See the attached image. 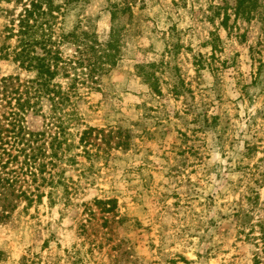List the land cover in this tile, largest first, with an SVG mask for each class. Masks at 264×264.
I'll list each match as a JSON object with an SVG mask.
<instances>
[{
    "label": "rangeland",
    "instance_id": "374dc122",
    "mask_svg": "<svg viewBox=\"0 0 264 264\" xmlns=\"http://www.w3.org/2000/svg\"><path fill=\"white\" fill-rule=\"evenodd\" d=\"M26 1L0 0V48L16 45L6 26ZM55 2L57 32L79 35L63 40L65 55L95 45L85 65L98 60L80 83L75 144L93 126L113 148L89 161L78 146V161H57L68 190L52 203L45 186L42 203L21 201L0 222V264H264L247 235L264 220V0L251 21L236 18L235 0ZM11 59L0 72L32 76ZM27 119L42 129V117ZM22 160L4 156L0 170Z\"/></svg>",
    "mask_w": 264,
    "mask_h": 264
},
{
    "label": "trees",
    "instance_id": "16d2710c",
    "mask_svg": "<svg viewBox=\"0 0 264 264\" xmlns=\"http://www.w3.org/2000/svg\"><path fill=\"white\" fill-rule=\"evenodd\" d=\"M235 1L236 18L243 17L246 21H251L257 12L258 0ZM26 2L28 3L24 4L17 17H13L6 26L7 39H15L16 45L8 44L0 48V60L12 58L21 69L32 74L24 79L19 74L0 72V158L7 156L8 164L11 160L17 162L23 156L20 165L9 172L4 171L7 164L1 167L0 222L9 218L19 208L21 201L26 203V210L35 202L42 203L45 197L42 188L45 186L51 188L47 196L52 203L58 187L68 190L61 178L54 180L51 169L56 166L57 161H78L80 155L72 153L78 146L83 148V154L89 161L109 155L113 148L110 145V135H105L104 130L86 126L79 131L77 145L75 135L70 130L71 123L81 118L75 104L81 97L80 83L86 85L88 76L93 78V73L97 70L98 60L95 53L94 62L90 60L85 65L90 48L92 52H96L95 45H86L85 48L79 45L77 59L66 56L63 40L68 36L79 38V35L73 32L63 36V33L59 34L55 29L59 15L64 14L62 6L57 5L55 0ZM229 6L226 4L218 8L227 11ZM125 10H130V7L127 6ZM230 16L231 14L225 13L221 23L224 27L228 26ZM83 35V39H87L88 33ZM94 42L97 43L96 48L101 46L95 40ZM112 46L109 43L107 49L110 50ZM109 56L106 54V62L111 60ZM84 70H89V73L82 72ZM80 71L83 74H79ZM46 101L51 111L48 115L43 109ZM29 116L42 117V129H31L27 119ZM94 132L97 133L96 138L102 135L101 140L106 144V149H100L93 143L91 137ZM116 146L122 145L117 143ZM255 227H259L260 237L253 235ZM247 235L254 238L256 247L261 250V255L256 256V263L262 262L264 220L254 225Z\"/></svg>",
    "mask_w": 264,
    "mask_h": 264
}]
</instances>
